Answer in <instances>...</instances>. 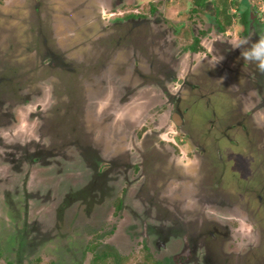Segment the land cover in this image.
<instances>
[{
	"label": "rangeland",
	"instance_id": "1",
	"mask_svg": "<svg viewBox=\"0 0 264 264\" xmlns=\"http://www.w3.org/2000/svg\"><path fill=\"white\" fill-rule=\"evenodd\" d=\"M246 1L251 4L245 15L248 27L240 25L237 18L223 33L218 29L216 8L193 13L192 0H0V68H8L0 69V264H40L41 260L50 264L57 263L56 257L60 262L62 258L61 264H92L103 246L115 248L125 264H144L149 254L137 235L134 238L127 233L136 227L132 219H124L127 212L104 211L113 186L117 187V198L128 195V199L134 196L144 201L153 200L152 196L160 202L162 190L164 194L170 189L182 191L175 208L169 203L161 206L160 216L167 222L159 225L187 228V210L192 207L193 214L197 212L211 193L203 191L199 177L192 175L191 179L185 174L200 169L199 144L187 140L185 124L182 132L176 128L172 102L157 85L185 98L186 106L189 88L180 86L179 80L185 83L189 77L195 86L207 84L205 90L220 84L225 95L219 98V120L213 127L207 107L192 111H196V138L205 130L212 133V154L207 159L214 163L205 167L206 172L222 175L219 148L229 168L226 183L233 185L236 170L245 182L264 185V179L260 181L264 178V140L250 149L243 127L238 128L240 133L231 134L233 143L223 139L219 145L216 139L235 116L231 113L233 98L226 94L246 100L247 96L237 91L247 87L249 76L253 78L249 65L256 68L243 54L254 44L250 16L257 15L264 24V0ZM241 5V10L246 8ZM231 14L245 18L236 6ZM43 27L53 30L54 35L37 37ZM196 40L200 41L199 56L189 53ZM155 56L171 61L167 71L178 66L175 82L166 79L162 67L159 73L158 66L152 68ZM176 58L179 62L173 65ZM204 58L208 68L195 73L191 68ZM257 99L252 110L262 107V98ZM32 107L37 110L30 111ZM263 125L264 110L255 113L252 124H245L252 131L259 127L260 132ZM29 142L28 149L19 147ZM27 151L29 161L22 154ZM10 160L21 165L20 176L12 175ZM95 163L102 164L103 169L98 166V170L106 172L105 182L100 181L102 176L95 178ZM175 169L180 172L177 178ZM147 182L150 189L145 187L140 194ZM93 183L101 192L94 188L91 194L87 191ZM125 185L128 189L132 185L129 194L123 191ZM235 196L237 200L238 194ZM138 205L130 204V216L141 215L143 206ZM83 206L94 209L90 217ZM23 227H27L30 250L16 239ZM112 228L114 232L108 234ZM240 228L247 234L251 226L242 224ZM261 228L264 230V220ZM261 236L263 242L257 246L264 259ZM37 241L39 245L33 248ZM158 258L155 260L166 263L165 254ZM117 261L112 258L108 264Z\"/></svg>",
	"mask_w": 264,
	"mask_h": 264
},
{
	"label": "flooded vegetation",
	"instance_id": "2",
	"mask_svg": "<svg viewBox=\"0 0 264 264\" xmlns=\"http://www.w3.org/2000/svg\"><path fill=\"white\" fill-rule=\"evenodd\" d=\"M250 17L253 19L254 22L251 24L252 28H254L251 32L254 33V36H252L254 37V40L252 42L256 43L262 38L264 34V24L260 22L257 15L252 14ZM247 24V18H242L240 25L245 26L247 28ZM250 30L251 28L247 31V34L245 36L248 39H246L247 43L250 42V33H248ZM37 33V37L44 36L45 33H48V36L49 34L54 35L53 30H51L50 32L49 30H45L44 27L42 29H39ZM45 44L48 45L46 39ZM251 47L252 46H250L248 50ZM175 49H177V46H175ZM49 52L54 55L55 50L51 48ZM189 53L193 54L194 56H199V53L192 52L191 50H189ZM205 58H207V56H205ZM205 58L199 64L194 65V68H191L196 70L195 73L198 72V74H201L208 68V61ZM53 60L54 59L52 56L50 63L54 66ZM153 61V65L151 64L152 68L154 69L155 66H158V73L161 71L162 67L163 71L168 72H164L165 77L167 76L174 82L177 80L176 75L178 73L174 71L177 69L178 66H175L173 68V71H167L166 69L169 67L168 65L171 64V61L164 62L162 58H158L156 56L153 58ZM235 61L237 62V60ZM178 62L179 60L176 58L173 65H177ZM241 62L246 63L244 60H241ZM249 63L253 62L249 61ZM249 67L253 72V78H250L249 76L247 80H249L250 83H247V87H243V89L240 88L242 89V91H237L240 92L242 96L246 95V100L241 102L237 100L238 97H233L226 94L227 96H229V98H233L234 102L231 103H233L232 105H234V109L231 113H233L232 115L235 116L233 120L228 123L229 125L221 132V135L219 137H216L217 141L219 142V145L221 144V140L223 139H226L230 141V143H233L234 140L231 137V134L237 132L240 133L238 129L239 127L245 128L246 132L244 133L247 137L245 138V140L249 142L250 149H256L254 145L257 143V141L264 140V129L262 130L263 132H260V129L257 130L259 127L256 126L255 130L253 129L252 131L251 129L248 130L245 126V124L253 123V117L255 113H261L262 110H264V74L260 73L257 67L255 68L253 67V65H249ZM0 69L2 71L8 70V68L3 66H1ZM223 76L227 79V75L224 74ZM146 77L148 78V76ZM186 79L188 80H186L185 83H182L181 80L178 81L180 86L184 84L182 86H187L189 88L188 95L185 101L186 106H184L183 103L185 98L179 97L177 93H169V90L165 89L164 87H160L159 85L157 86L164 94H168L167 96H169L170 102H172L171 106L173 108L174 113L172 119L176 124H178L175 125L176 128L179 129L180 132H182V124H185L184 129L187 132V134L185 135L187 137V140L192 145H194L196 142L199 144V152L196 153L200 157H202V159H200L199 164L200 173L198 171L194 174L193 171L187 170L185 171V174L189 175L191 179H194L192 178V175H195V177H199V183L203 184V191L206 193H211V195L209 197L207 196L208 201L204 203L205 207L203 206L198 208L197 212H194V214L192 207H190L191 210H187L189 211L187 213H190L187 217V228L183 225L185 228H183L182 226L181 229L177 230L174 228L175 226L173 227L170 221L169 223L172 226H169V228L160 227L159 225V222H167V219L164 216H160V213L164 209L161 206L169 203L172 208H175L173 206L174 202L177 203V201H179V198H181V196L183 195L182 191L176 192V190L174 189L168 190L167 194H164L162 192L163 190L160 191L163 200H161L160 202L156 201L152 196L151 198L153 200L144 201L134 196L128 199L127 195L126 197H124L123 201L126 210L123 211V213L127 212V214L124 215V219H132L131 224L136 225V227H133V230H135L133 232L135 233L134 238L137 235V238H140L142 240V247L144 251H146L149 256L152 253L153 255H151V257L154 260L159 259L158 257L161 254H165L167 256L166 264H259V259H263V257L259 255L260 247L257 246V243L260 242L262 244L263 241L261 235H264V230H262L261 228L262 220H264V185L257 186L253 183L245 182L241 177L238 176L236 170L232 175L234 177L232 179L233 185H231L230 183H226L227 180L225 177L229 172V168L227 166V160L223 158L224 153L219 148H217V153L221 156V163L223 166L222 175L216 174V172H206L205 167L211 166L212 163H214V161L207 159V157L212 154V147L209 146V140L212 133H209L208 130H205L201 134L202 136H199V139L196 138L198 134L195 132V127L193 125L195 118L194 114L196 111H192L194 109L198 110L200 107L203 109L207 107V109H209L212 113V119L210 123L213 127V124H216L219 120L220 111H218V102L220 96L225 95V91L223 88H219L220 84L217 85V87L216 84H214L212 88L209 85L205 90L204 86H207V84L202 85L200 83L198 84V86H195L194 84L190 83L189 77H186ZM231 80L234 81L233 75ZM211 82L213 81L211 80ZM156 83L158 84V82ZM253 93H255V97L251 96V94ZM257 97L262 98V107H260L259 105L254 108V110H252L253 106L251 104H255L256 101V103L259 102ZM243 111L245 112L243 113ZM9 120L14 121L11 116H9ZM30 143L31 142L27 144H19V147L26 150L28 149V145H30ZM154 146L159 147V145L157 144ZM29 153V151L22 153L27 161L30 160V157L28 156ZM261 161L264 162V155ZM145 165L146 167H148L149 164L145 163ZM174 166L177 167L176 165ZM135 169L137 171V168ZM141 169H143V167ZM180 169L183 171L182 168ZM108 170L112 171L111 167L108 168ZM175 173L176 178L180 176V174H178L180 173L179 169H175V172L173 174ZM263 179L264 178L261 177L260 181L263 182ZM170 182H173V179H170ZM145 187H149L150 189L148 182L146 185L144 184L141 190H139L140 194L144 193ZM155 187L156 186H152V188ZM131 189L132 185L131 187H129V189L127 188V185H125L123 191L124 193L129 194ZM236 189L239 190L236 191ZM235 193L238 194L237 200ZM130 204H139L140 206H143L140 211L141 215L139 217L130 216ZM210 207H212V213L209 210ZM215 213L219 214L220 216H217L216 214L215 218ZM113 214H116V210ZM242 224H248L251 226V229L247 234L242 233L244 232L240 228V225ZM185 230L186 233L183 232ZM236 244L238 247H236ZM262 246L264 247V244ZM155 251L157 252V255ZM155 261L160 262L159 260ZM163 264L165 263L163 262Z\"/></svg>",
	"mask_w": 264,
	"mask_h": 264
},
{
	"label": "trees",
	"instance_id": "3",
	"mask_svg": "<svg viewBox=\"0 0 264 264\" xmlns=\"http://www.w3.org/2000/svg\"><path fill=\"white\" fill-rule=\"evenodd\" d=\"M192 3H193V11H192L193 13H198L201 10H205V9L209 8L210 6L215 7L216 8V12H217L218 17H219V20L217 21L218 22V27H219L218 29H220V32H223V33H225L227 31L228 27L233 25V20L234 19L238 18V22L241 23L242 17H240L238 15L237 16H232V14H231L232 8H234L235 6L238 7L239 15L245 16L247 14L246 12L248 11V7H251V4L248 1H246V0H241V1L240 0H192ZM241 4H243L246 8L241 10L240 9V7L242 6ZM221 19H223V22L221 21ZM199 44H200V41L196 40L195 44H193L189 50H191L192 52H195V53L198 52L199 49H200ZM11 161H13V160H10V162H9L10 166H11V171H13V173H14L12 175L13 176H16V175L20 176L22 174V171H23L19 167L21 165L18 164L17 161L16 162H11ZM89 166L91 167V169L94 170V167L90 163H89ZM98 166L99 165L97 163H95V171H96L95 178L97 179L98 177L102 176L100 178L101 179L100 181H104L105 182L107 174H106L105 171H102L103 173L101 171H99L98 170ZM99 167L101 168V170L103 169L102 164ZM108 181H109V179H108ZM110 182H112V181H110ZM109 184L110 183H108V185ZM114 185H115V182H114ZM91 186L86 188L87 191L90 192V194H91V188L92 189L94 188L98 192H101V190L98 189V185H95L93 183ZM117 191L118 190H117L116 186H113V189L108 191V209H107V207L104 209L105 212H107V210H108V214L111 213L112 209L116 210V214H119V213H121L123 211H126L125 207H124V203H123L124 198H122L123 196H120V198H117V196H119ZM111 201L113 202L112 203L113 204L112 208L110 206V202ZM96 206H97V202L95 204V207ZM83 209L86 210L87 217H90L92 215V211L94 210V209H91L89 206H83ZM12 216L14 217L15 215H12ZM12 219L14 221V218H12ZM89 227L92 228L93 225H91ZM26 231H27V227H23L22 231H21L22 233L20 235L17 234L18 238L16 237V239H18V242H19L18 244L22 245L24 248H27V250L28 249L30 250V248L28 247L29 246L28 245V243H29L28 242L29 234H27ZM113 232H114V229L112 228L110 231H108V234H112ZM127 233L130 234L132 237L135 236V233H133L131 230H127ZM24 238H26V240ZM26 242H27V245H24V244H26ZM38 245H39V242L37 241L32 247L36 248ZM118 253L119 252L115 248H113L111 246H103L102 254L98 253L96 255V258L94 259V262L92 264H108L109 263L108 260H111L112 258L118 259L116 264H125L124 261L122 262V260L120 258V255ZM145 258H146L145 259L146 261H144V264H163L161 262L155 261L149 255L146 256ZM56 259H57V263L56 262H51L50 264H61V262L63 261L62 258H61V262H60L59 258L56 257ZM39 263L43 264V260H41ZM25 264H29V263H27V261H26ZM31 264H34V263L31 262Z\"/></svg>",
	"mask_w": 264,
	"mask_h": 264
},
{
	"label": "clouds",
	"instance_id": "4",
	"mask_svg": "<svg viewBox=\"0 0 264 264\" xmlns=\"http://www.w3.org/2000/svg\"><path fill=\"white\" fill-rule=\"evenodd\" d=\"M237 28V32H239ZM235 35V33H233ZM236 46L239 47V42H236ZM244 59L255 63L258 71L264 74V38H261L258 42L254 43L252 47L244 52ZM36 107H32L30 111L35 112Z\"/></svg>",
	"mask_w": 264,
	"mask_h": 264
}]
</instances>
